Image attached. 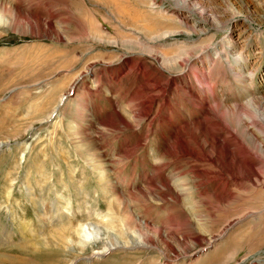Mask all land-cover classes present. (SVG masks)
<instances>
[{
  "label": "rangeland",
  "instance_id": "1",
  "mask_svg": "<svg viewBox=\"0 0 264 264\" xmlns=\"http://www.w3.org/2000/svg\"><path fill=\"white\" fill-rule=\"evenodd\" d=\"M0 15V264H264V0ZM91 210L152 243L89 258Z\"/></svg>",
  "mask_w": 264,
  "mask_h": 264
},
{
  "label": "bare ground",
  "instance_id": "2",
  "mask_svg": "<svg viewBox=\"0 0 264 264\" xmlns=\"http://www.w3.org/2000/svg\"><path fill=\"white\" fill-rule=\"evenodd\" d=\"M2 23H4V20H3L2 16L0 15V25ZM28 25L32 26L29 23H28ZM170 82H171V80H170ZM130 149H133V147ZM134 150H136V148H134ZM181 152H184V151L182 150ZM128 157H130V156L127 155L125 158L127 159ZM87 161L90 162L89 166L91 168H93V170L96 172H100L102 170L100 167H102V168L104 167V165H101V163L95 162L94 158H90ZM154 169H157V168H154ZM100 176H102V174H100ZM147 191H153V190H152V188H148ZM140 194L142 195L141 192H140ZM91 211L93 212V214L88 212V213H86V215H87V217L92 218V220H94V221L87 218L89 220L88 222L84 221L86 223H82L81 225H76V228L73 227L77 231L80 230V232L77 234V236L74 239L71 240L72 243L76 242L73 244L78 246L79 248H83L84 246H86V244H91V245L95 244L96 245L99 243V248L96 251H93L92 253L90 252L92 257H89V255H88L89 258H93L94 256L99 257L102 255V253H105V252L107 253L111 250L127 249V248H142V247H145L146 244L152 243V242H150L151 241L150 238H148L146 233H144V228H146L148 226L145 222H143L142 225L139 223L137 224V222H134L136 228L135 229L133 228L128 236L123 235L122 237H119V236H116V234H113L109 231H106V229L99 224V223H102L105 221V220H103L104 219L103 215H100V214L97 215V212L95 210H91ZM94 212H95V214H94ZM73 228L64 226L60 229H61V231L64 232L66 229L71 230ZM154 232L157 235V238L161 239L159 229H155ZM105 238H106V240H105ZM58 240H60V243L58 242ZM64 241H65V239L63 237L58 236L55 243H58L61 245H64V243L67 244V242H70V236L67 235V242L66 241L64 242ZM29 246H32L35 249V246L32 243H30ZM29 246H26V247H29ZM2 258L3 257L1 256L0 260Z\"/></svg>",
  "mask_w": 264,
  "mask_h": 264
}]
</instances>
